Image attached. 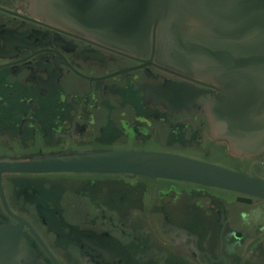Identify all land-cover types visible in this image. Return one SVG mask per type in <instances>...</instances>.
Returning a JSON list of instances; mask_svg holds the SVG:
<instances>
[{"label":"flooded vegetation","instance_id":"obj_1","mask_svg":"<svg viewBox=\"0 0 264 264\" xmlns=\"http://www.w3.org/2000/svg\"><path fill=\"white\" fill-rule=\"evenodd\" d=\"M160 53L153 28L128 47L0 0V159L159 151L264 180V151L234 154L212 132L219 87ZM1 187V218L30 226L46 264H264L261 198L103 172L3 173Z\"/></svg>","mask_w":264,"mask_h":264},{"label":"water","instance_id":"obj_2","mask_svg":"<svg viewBox=\"0 0 264 264\" xmlns=\"http://www.w3.org/2000/svg\"><path fill=\"white\" fill-rule=\"evenodd\" d=\"M37 13L79 32L135 47L157 32L164 62L219 88L206 103L214 136L234 154L264 151V0H32ZM103 172L168 178L264 200V180L159 151L93 150L0 159L3 173ZM13 216V215H12ZM0 216V264H46L23 235L30 226ZM45 223H51L45 218ZM31 232H33L31 230ZM52 264H59L53 257Z\"/></svg>","mask_w":264,"mask_h":264}]
</instances>
